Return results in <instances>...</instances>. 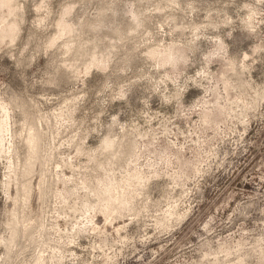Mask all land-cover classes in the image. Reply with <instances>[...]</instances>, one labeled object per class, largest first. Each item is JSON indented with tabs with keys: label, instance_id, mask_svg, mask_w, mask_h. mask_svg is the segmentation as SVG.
Returning <instances> with one entry per match:
<instances>
[{
	"label": "clouds",
	"instance_id": "clouds-1",
	"mask_svg": "<svg viewBox=\"0 0 264 264\" xmlns=\"http://www.w3.org/2000/svg\"><path fill=\"white\" fill-rule=\"evenodd\" d=\"M254 124L264 0H0V264H264Z\"/></svg>",
	"mask_w": 264,
	"mask_h": 264
},
{
	"label": "rangeland",
	"instance_id": "rangeland-1",
	"mask_svg": "<svg viewBox=\"0 0 264 264\" xmlns=\"http://www.w3.org/2000/svg\"><path fill=\"white\" fill-rule=\"evenodd\" d=\"M3 63L7 65L6 60ZM245 139L250 140L252 146L249 147L248 152L244 156L240 157L238 160L229 156L228 159L225 160L222 168L217 171L216 168L213 167V173L205 177L206 190L204 195L206 197V201L214 198L212 192L213 187L215 186H219L220 191H223L225 188L227 191H233L235 189L237 191V199H239L241 193L245 196L256 195V190L252 187V181L249 180L248 183H240L238 177L235 179L233 178L235 177V173L232 169L235 168L236 171L240 172L241 176L249 173L250 171H253L254 174L253 166L256 165L262 157H264V130L258 128L254 124L250 128ZM229 165H231V167H229ZM213 182H215V184H213ZM261 191H264V189H261ZM224 194L227 195V192ZM222 199L223 198H221V201L219 202H222ZM234 206L235 202H233L229 206V209L225 211H229ZM198 207L203 208L204 205H198ZM193 211H195V209H193ZM250 211H252V218L255 219L257 212L255 210ZM249 223H251V221H249ZM150 247H154V245H150Z\"/></svg>",
	"mask_w": 264,
	"mask_h": 264
}]
</instances>
